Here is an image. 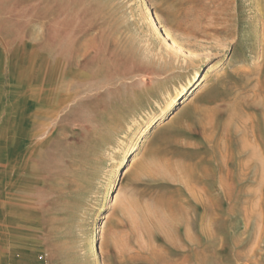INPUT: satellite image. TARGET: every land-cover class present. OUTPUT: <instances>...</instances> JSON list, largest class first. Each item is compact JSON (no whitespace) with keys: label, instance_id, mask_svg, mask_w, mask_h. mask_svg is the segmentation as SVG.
<instances>
[{"label":"rangeland","instance_id":"1","mask_svg":"<svg viewBox=\"0 0 264 264\" xmlns=\"http://www.w3.org/2000/svg\"><path fill=\"white\" fill-rule=\"evenodd\" d=\"M6 192L42 264H264V0H0Z\"/></svg>","mask_w":264,"mask_h":264},{"label":"crops","instance_id":"2","mask_svg":"<svg viewBox=\"0 0 264 264\" xmlns=\"http://www.w3.org/2000/svg\"><path fill=\"white\" fill-rule=\"evenodd\" d=\"M7 200H0V264H42L37 258L36 250L25 246V236H36L39 232L34 227L38 222L29 223L30 231L25 232L24 220L19 217V211L16 208L17 202L9 199L19 200V193L6 192ZM34 226V227H33ZM32 231V235L29 233ZM36 232V235L34 233ZM29 258L26 262L24 258Z\"/></svg>","mask_w":264,"mask_h":264},{"label":"bare ground","instance_id":"3","mask_svg":"<svg viewBox=\"0 0 264 264\" xmlns=\"http://www.w3.org/2000/svg\"><path fill=\"white\" fill-rule=\"evenodd\" d=\"M147 14L151 20V24L154 29L161 31V35L166 40H169L171 44H176L175 40L172 38L171 34L167 32L159 23L156 15L147 8ZM199 79L197 76V71H194L188 79L186 84H181L175 86L173 90L164 94V96L156 102V108L152 113H145L139 120H137L130 132L125 134L124 139L120 140L117 147L115 148V157L113 160V170L118 168L121 163V159L129 152L131 145L133 143V138L136 132L142 129L144 126H147L151 122L159 119L165 111L173 104L177 97H186L187 93L194 88V83ZM192 92V91H191ZM131 128V126H129ZM103 228V226H101ZM95 234L91 233L88 237V244L90 245L89 251L92 252V258L97 259V252L94 247Z\"/></svg>","mask_w":264,"mask_h":264}]
</instances>
